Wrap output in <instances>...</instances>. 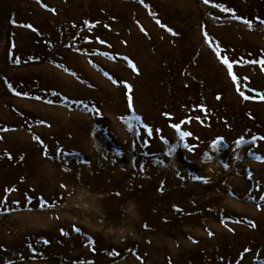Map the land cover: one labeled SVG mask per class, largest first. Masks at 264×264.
<instances>
[{
  "label": "rangeland",
  "instance_id": "374dc122",
  "mask_svg": "<svg viewBox=\"0 0 264 264\" xmlns=\"http://www.w3.org/2000/svg\"><path fill=\"white\" fill-rule=\"evenodd\" d=\"M261 21L264 0H0V264H264Z\"/></svg>",
  "mask_w": 264,
  "mask_h": 264
},
{
  "label": "snow or ice",
  "instance_id": "6c2138e0",
  "mask_svg": "<svg viewBox=\"0 0 264 264\" xmlns=\"http://www.w3.org/2000/svg\"><path fill=\"white\" fill-rule=\"evenodd\" d=\"M205 3H208L209 0H204ZM157 23H159V21H157ZM244 23L246 24H249L250 25V22L248 21H244ZM261 23H264V21H261ZM25 27H31L30 25H24ZM33 31H35V29H33ZM252 62H256V61H252ZM223 63H225L229 69V73L231 74V68H232V64L228 62L227 58H224L223 60ZM259 63H262L264 64V61H259ZM135 70V69H134ZM236 77L233 76V80H235ZM115 82V81H114ZM241 95H243V93H241ZM245 99H247V97H244ZM129 107H131V98L129 97ZM181 123H184V121H181L180 123H175V124H172L171 127H173L176 132L179 134L180 138L181 139H184L185 137H188L191 135V133L189 132H186V131H182L181 130ZM144 128L148 134V136H152L153 135V129L152 128H149L147 125H144ZM157 133H159V129H156L155 130ZM45 243H47V241H45ZM247 251V250H246Z\"/></svg>",
  "mask_w": 264,
  "mask_h": 264
}]
</instances>
